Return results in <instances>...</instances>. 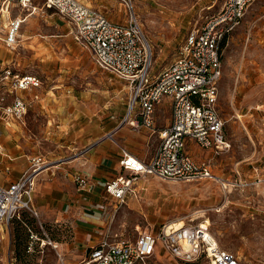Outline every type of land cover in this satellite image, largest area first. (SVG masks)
Wrapping results in <instances>:
<instances>
[{
	"label": "rangeland",
	"instance_id": "374dc122",
	"mask_svg": "<svg viewBox=\"0 0 264 264\" xmlns=\"http://www.w3.org/2000/svg\"><path fill=\"white\" fill-rule=\"evenodd\" d=\"M22 2L0 0V81L7 67L41 77L43 87L37 91L43 99L29 108L26 119L40 136L49 126L50 137H39L37 149L49 160H59L74 152L58 141V133L53 134L60 129L58 125L62 130L69 126L67 117L72 113L64 106L76 104L72 103L75 99L90 108L87 112L94 122L110 121L112 116L120 121L127 113L131 90L126 81L95 63L90 51L74 38L69 21L48 8L45 0ZM132 2L152 45L153 73L157 74L173 62L189 30L218 12L224 0ZM109 6L106 13L112 20L126 19L123 0H112ZM16 15L27 19L11 47L5 37ZM222 61L219 106L231 148L215 155L191 140L188 151L197 161L212 159L214 173L232 184L225 188L214 179L178 182L153 175L141 177L138 183L145 190L139 198L129 200L134 223L128 230L138 224L158 230L180 219L206 223L221 246L245 264H264V184H247L255 180V167L264 164V0H253L242 22L226 38ZM20 94L27 96L26 91ZM75 119L84 123L89 117ZM236 181L240 184L234 185ZM37 211L23 210L12 221L0 222V264H76L82 252L72 222ZM150 263L209 264L206 258L183 261L163 249Z\"/></svg>",
	"mask_w": 264,
	"mask_h": 264
},
{
	"label": "built area",
	"instance_id": "2783aa9c",
	"mask_svg": "<svg viewBox=\"0 0 264 264\" xmlns=\"http://www.w3.org/2000/svg\"><path fill=\"white\" fill-rule=\"evenodd\" d=\"M123 2L126 19L114 21L101 8L81 0H45L48 8H54L69 21L74 38L91 52L94 60L128 83L131 94L122 123L128 122L135 129L142 126L153 129L158 104L166 97L171 100V122L155 130L159 145L154 155L144 160L123 148L120 161L123 171L105 182L107 192L126 203L138 195V180L150 175L172 181L214 179L229 187L230 180L214 173L212 159L195 160L188 146L193 140L215 155L231 148L219 106L222 50L226 38L242 22L253 0H224L218 12L189 30L173 62L157 74L153 73L152 45L134 4L132 0ZM23 21L19 16L11 19L5 37L8 46L16 44ZM3 72L0 117L22 121L32 99H40L35 90L43 87V80L10 67L3 68ZM27 90L35 91L32 99L20 94ZM8 92L14 95L11 102H7ZM107 136L113 138V132ZM51 164L53 161L45 154H36L20 178L7 185L0 184V222H10L23 210L38 214L34 205L38 177ZM255 170L258 171L254 173L255 180L247 184H264V164L257 165ZM76 181L81 189L90 190L95 185L86 175H78ZM135 232L129 237L107 233L77 264H151L150 259L160 249L183 261L206 258L209 264H245L236 253L221 246L205 223H185L181 227L169 223L158 230L143 229L138 224Z\"/></svg>",
	"mask_w": 264,
	"mask_h": 264
},
{
	"label": "crops",
	"instance_id": "0c3cea01",
	"mask_svg": "<svg viewBox=\"0 0 264 264\" xmlns=\"http://www.w3.org/2000/svg\"><path fill=\"white\" fill-rule=\"evenodd\" d=\"M81 1L99 7L107 13L111 10L109 5L112 0ZM17 16L21 15L13 18ZM26 19L24 17L23 22ZM95 63L102 68L96 61ZM106 71L124 80L112 71ZM37 90L35 91L39 93ZM26 92V97L32 99L33 92L28 90ZM13 96L8 92L7 102H11ZM59 97L63 98L61 95ZM42 99L41 93L40 99H32L31 106ZM72 103L76 104L64 106L68 113H72L67 117L68 128L62 130L60 124L58 125L60 129H54L53 134L58 133V141L74 152L62 159L52 160L54 163L40 173L34 204L43 215L52 214L59 219H68L72 222L76 241L82 252L77 264L107 233L125 237L135 235V227L128 230L134 223L133 218H130L129 200L139 198L145 187L137 182L138 195L130 197L126 203H121L107 192L104 184L122 173L123 166L120 161L123 157V148L144 160L154 155L159 145V137L155 130L171 122L172 104L168 97L158 104L153 129L145 126L135 129L128 122L122 123L123 118L119 121L115 116H112L114 119L110 121L94 122L91 113L87 112L89 107L77 104L75 99ZM77 108L79 112L76 111ZM76 117H89V120L82 123L75 119ZM0 130V184L7 185L21 177L29 167L32 156L42 153L38 152L36 141L39 137L41 140L50 137L51 132L48 126L45 135L34 133L26 117L22 121L0 120ZM111 132L113 138L107 136ZM78 175L88 176L95 182L94 187L90 190L81 189L76 181Z\"/></svg>",
	"mask_w": 264,
	"mask_h": 264
},
{
	"label": "bare ground",
	"instance_id": "6f19581e",
	"mask_svg": "<svg viewBox=\"0 0 264 264\" xmlns=\"http://www.w3.org/2000/svg\"><path fill=\"white\" fill-rule=\"evenodd\" d=\"M186 221H184L183 219H180L176 222L173 223V225L177 226V227H181L185 224ZM210 223V222H209ZM206 224V223H205Z\"/></svg>",
	"mask_w": 264,
	"mask_h": 264
},
{
	"label": "trees",
	"instance_id": "16d2710c",
	"mask_svg": "<svg viewBox=\"0 0 264 264\" xmlns=\"http://www.w3.org/2000/svg\"><path fill=\"white\" fill-rule=\"evenodd\" d=\"M16 217H17V216H15L14 218H12V220L15 219ZM12 220H11V221H12Z\"/></svg>",
	"mask_w": 264,
	"mask_h": 264
}]
</instances>
